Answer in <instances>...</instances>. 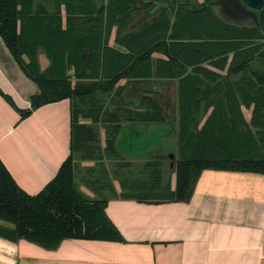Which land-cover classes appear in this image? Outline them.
<instances>
[{"label": "trees", "instance_id": "16d2710c", "mask_svg": "<svg viewBox=\"0 0 264 264\" xmlns=\"http://www.w3.org/2000/svg\"><path fill=\"white\" fill-rule=\"evenodd\" d=\"M224 1L53 0L50 6L45 0H0V35L40 88L22 116L49 103L100 92L121 101L125 88L111 93L127 79L132 93L153 109L145 122L172 126L178 106L180 159L170 200L188 201L204 169L264 173V8L252 9L257 25L238 26L213 10ZM153 7L155 14L142 20L141 9ZM115 25V41L124 51L110 45ZM42 53L49 60L46 68L40 63ZM154 53L162 56L154 58ZM71 70L78 82L73 83ZM175 80L179 97L173 109L163 93L168 88L155 83L176 85ZM204 103L214 108L199 128ZM243 107L252 109L249 123ZM72 116L75 150L85 127L74 106ZM106 206L105 199L88 200L77 189L73 155L35 195L17 184L0 159V220L11 225H0V237L47 248L64 239L123 241Z\"/></svg>", "mask_w": 264, "mask_h": 264}, {"label": "crops", "instance_id": "0c3cea01", "mask_svg": "<svg viewBox=\"0 0 264 264\" xmlns=\"http://www.w3.org/2000/svg\"><path fill=\"white\" fill-rule=\"evenodd\" d=\"M234 1V14L223 2L213 8H226L231 20H237L230 24L257 25V14ZM141 12L146 20L155 7ZM114 34L109 40L116 46ZM40 60L46 68V55ZM39 93L0 35V159L31 195L42 191L74 154L73 100L49 103L22 116L31 109V97ZM124 132L128 138L142 135L148 141L139 149L130 144L134 154L150 151L151 130L129 127ZM128 163L120 166L132 165ZM86 183L83 189L76 187L88 200H103L101 193L107 194L106 214L123 241L64 239L56 248H47L0 237V264H264V173L204 169L186 202L125 195L119 182L108 186L101 181L97 190Z\"/></svg>", "mask_w": 264, "mask_h": 264}, {"label": "rangeland", "instance_id": "374dc122", "mask_svg": "<svg viewBox=\"0 0 264 264\" xmlns=\"http://www.w3.org/2000/svg\"><path fill=\"white\" fill-rule=\"evenodd\" d=\"M45 1L48 2L50 6L53 4V0ZM97 1L101 4L102 2L106 3L107 0ZM195 1L198 3L203 2V0ZM238 1L242 2L241 0ZM213 10L217 11L218 15L221 16L222 20L225 22L237 21L233 18L231 20V16L224 7H214ZM239 23H241V21H239ZM115 31L117 38L116 25L113 27L111 34H114ZM110 45L114 48L125 50L124 47L119 45L118 47H116L117 45L114 46L115 44L112 45L111 40ZM69 74L73 83L79 81L78 77L74 76L73 70H71ZM86 81L88 82V79H86ZM175 81V87L172 88L168 86V89L163 90V93L166 95V100L172 105L173 109L175 108L173 105L178 104L179 97L177 94L178 80ZM118 87L121 89L125 88L121 94V101H119V97L112 101L107 94L101 92L94 96H87L80 100H74L75 113L79 116L78 120L82 122L81 124L85 127V129L82 130L84 137L79 143V146L75 147L73 154L77 181L76 185L79 189H83L84 184L87 185L86 182H88V186L91 185L90 187L97 190L101 181L108 186L112 183L117 185L121 183L122 191H124L125 195H145L161 199H171L172 188L175 186L174 181H176V166L180 159L178 145V106L175 111V119L171 121L172 126L167 124H149L145 122V116L152 115V107L148 103L142 104L140 96L132 93L131 82L127 79H122L118 82L111 95L115 94V90H119ZM142 89L145 90V88ZM150 89H156L154 92H157L155 86L150 87ZM92 107H97L99 111H92L90 109ZM122 107L128 113L120 111ZM206 107H208V109L206 115L203 116ZM213 108V105L206 106L205 103L200 106L201 120L199 128L205 123V120L211 114ZM131 111L132 113H129ZM167 111L171 113V110L167 109ZM243 113L245 119L249 123L252 115L251 110L244 107ZM105 117L107 121L104 120ZM90 125H94L96 130L90 127L92 130L87 131V127ZM129 127L151 130L153 133L151 135L153 145L148 153L138 156L129 148L131 144V147H133L132 149H139L142 144V135H137L133 138H131V136L128 138V135H125L124 131ZM128 149L131 152H128ZM260 150L258 151L261 152ZM124 162H129L132 165H126V167L123 168L120 164ZM106 195L101 193V198L106 199ZM0 225L9 228L11 226L10 223L3 220H0Z\"/></svg>", "mask_w": 264, "mask_h": 264}, {"label": "water", "instance_id": "95a60500", "mask_svg": "<svg viewBox=\"0 0 264 264\" xmlns=\"http://www.w3.org/2000/svg\"><path fill=\"white\" fill-rule=\"evenodd\" d=\"M241 1L246 7L253 9V10H262L264 8V0H241ZM155 84H157L156 86H159V87L164 86V85L166 88H168V86L175 87L174 83L158 82Z\"/></svg>", "mask_w": 264, "mask_h": 264}, {"label": "flooded vegetation", "instance_id": "af4514ba", "mask_svg": "<svg viewBox=\"0 0 264 264\" xmlns=\"http://www.w3.org/2000/svg\"><path fill=\"white\" fill-rule=\"evenodd\" d=\"M226 0L223 2L224 6L228 9V10H231L230 12H233V11H236L237 7H236V3L234 0ZM233 10V11H232ZM236 13V12H233V14ZM150 141V140H149ZM148 141H146L145 139H142V144L141 145H145V143H147Z\"/></svg>", "mask_w": 264, "mask_h": 264}]
</instances>
